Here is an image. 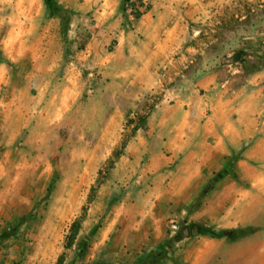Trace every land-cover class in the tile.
Returning a JSON list of instances; mask_svg holds the SVG:
<instances>
[{
	"label": "rangeland",
	"instance_id": "obj_1",
	"mask_svg": "<svg viewBox=\"0 0 264 264\" xmlns=\"http://www.w3.org/2000/svg\"><path fill=\"white\" fill-rule=\"evenodd\" d=\"M56 1L52 17L43 0H0V263L264 264V161L243 143L185 188L190 141L152 136L200 68L214 77L205 116L224 91L262 90L264 119V0H204L184 13L190 38L148 68L136 34L85 57L104 0ZM144 1L121 2L129 30Z\"/></svg>",
	"mask_w": 264,
	"mask_h": 264
},
{
	"label": "crops",
	"instance_id": "obj_2",
	"mask_svg": "<svg viewBox=\"0 0 264 264\" xmlns=\"http://www.w3.org/2000/svg\"><path fill=\"white\" fill-rule=\"evenodd\" d=\"M104 1L101 11H96L99 14L98 19L101 20L98 25L100 28L92 37L85 57L99 55L114 39L119 41V47L126 45L128 37L136 34L144 36L139 45L146 50V53L140 55L146 68L152 66L151 61L168 58L170 46L181 45L188 36L190 38V24L188 15L185 14H190V19H193L197 12H203L208 6L204 0H145V4L150 5L149 11L137 21L129 15V22L135 21L132 25L134 29L129 30L131 25H125L128 16L117 14L123 0ZM136 50L138 48H134ZM198 72L204 76L194 85L190 98L185 102L178 100L171 106L173 108L169 107L168 113L163 114L159 121V124L167 128L161 131L153 129L152 133L154 139L182 141L177 148L178 152L185 150L190 141L189 145L192 147L186 151L187 155L180 170L181 182L185 188L201 175L204 168L211 169L214 159L224 164L225 158L232 154V149H238L243 143L248 144V149L244 152L248 160L264 161V119L260 116L262 90L232 94L222 92L212 104L214 113L209 118L205 116L209 98L202 94V90L214 83V77L204 73L202 68ZM123 75L128 76V70ZM172 95H177L176 90ZM164 103L163 101L158 108L164 107ZM180 108L184 109V113L176 115L173 109L177 111ZM172 145L174 142L168 144L169 150Z\"/></svg>",
	"mask_w": 264,
	"mask_h": 264
},
{
	"label": "trees",
	"instance_id": "obj_3",
	"mask_svg": "<svg viewBox=\"0 0 264 264\" xmlns=\"http://www.w3.org/2000/svg\"><path fill=\"white\" fill-rule=\"evenodd\" d=\"M44 1V5L47 8L48 12H50L52 17L58 16L61 13V7L60 5L57 3L56 0H43ZM131 0H124V4L129 3ZM141 1V0H139ZM123 12H126L125 8H122ZM143 15V13L141 11H139L137 13L136 19L139 20L141 18V16ZM231 166H233V164H231V161L228 162V164L216 175L215 179H212L210 181V183L206 186V188L204 189L203 194H207L209 193L214 186L216 185V183L220 180H223L225 178V176L231 172ZM202 234L209 236L213 239L216 238H223L224 237V232L221 233H217L215 230L213 229H209V228H202L201 229ZM74 236H77V231L74 234ZM2 264V263H0Z\"/></svg>",
	"mask_w": 264,
	"mask_h": 264
}]
</instances>
